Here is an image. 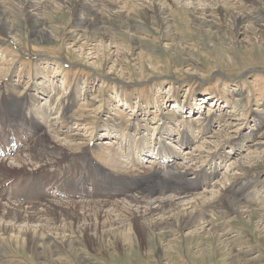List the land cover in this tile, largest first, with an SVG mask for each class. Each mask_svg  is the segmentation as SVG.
Instances as JSON below:
<instances>
[{"label": "rangeland", "instance_id": "rangeland-1", "mask_svg": "<svg viewBox=\"0 0 264 264\" xmlns=\"http://www.w3.org/2000/svg\"><path fill=\"white\" fill-rule=\"evenodd\" d=\"M30 1L40 2V7ZM30 1L25 14L19 12L21 0H0V15L13 27L5 33L0 26V100L6 101L0 111L18 102L16 108L24 107L26 117L34 119L28 107L43 122L46 113L49 118L37 138L47 135L76 156L53 164L72 167L79 177L86 153L113 173L141 176L130 194L170 182L176 177L170 169L196 174L218 168L219 176L210 185L193 192L190 184L184 185L187 196L210 199L220 191L244 205L245 196L264 194V0H167L166 5L160 0H124L118 9L103 7L99 0L101 5L94 8L102 15L98 19L94 13L85 16V0ZM126 6L129 15L120 16L118 11ZM28 93L23 100H29L27 107L19 100ZM184 130L194 143L183 153L168 150L182 159L163 174L150 161L140 162L142 166L129 161L141 136L155 138L154 146L163 132L177 147L176 134ZM14 155L5 159L13 162ZM13 169L12 178L21 174ZM243 208L256 210L263 223L255 225L258 214L254 222L249 212L238 215L223 199L209 200L207 222L184 229L180 224L186 215L170 213L174 228L155 231L153 242L144 239L120 250L107 242L104 252L83 247V259L66 251L55 254L58 262L47 264H264V198ZM208 221L217 222L222 235L218 242L209 235L213 224ZM193 231L199 232L195 239L174 240L197 234ZM1 233L0 227V236H5ZM4 243L8 252L0 264H40L30 249Z\"/></svg>", "mask_w": 264, "mask_h": 264}, {"label": "bare ground", "instance_id": "bare-ground-1", "mask_svg": "<svg viewBox=\"0 0 264 264\" xmlns=\"http://www.w3.org/2000/svg\"><path fill=\"white\" fill-rule=\"evenodd\" d=\"M29 1L30 0H21L22 7L19 12L27 14L26 7L28 6ZM85 1H82L83 7L86 11L85 16L94 13L97 19L100 18L98 16L102 15L94 9L101 5L100 1ZM122 1L124 0H103V5L101 6H109L110 8L116 7L118 9L120 7L119 4ZM126 1L128 2V0ZM160 2L166 5L167 0H160ZM29 3L32 7H40V2L34 4L30 1ZM128 6L125 7L126 10H124L125 8H122V10L120 9L121 11L119 10L118 14L120 16L129 15L126 12L130 9ZM30 16L34 19L32 14ZM10 25V20L6 18V16L0 15L1 30L5 33L9 31L10 33L13 32V27H10ZM16 107L17 105H13V107L8 109H1L0 122L4 118L12 120H16L17 118L27 120L31 118L27 114V117L25 116L26 112L24 111V107ZM33 120L36 122L35 119ZM14 129H18V125H16ZM56 142L57 141L53 140L50 141L47 135H42L40 138L36 137L34 141L27 146H24L21 154L16 153L13 162H9L3 158L0 161V182L5 183L12 178L13 174H11L10 171L14 167L18 168V170H16L17 172L25 173L24 178L26 180L43 177L46 181L56 179L54 183L64 181V177H67V174H71L70 169L74 170L72 167L59 165V167L63 169L62 173L64 175L59 174L57 169L53 172L52 169L50 170L48 167L53 163L61 161L64 163L76 156L72 155V148L64 142L63 143L70 149H66L65 145L61 143L57 144ZM85 157L92 162L88 155L83 153L81 158L85 164L82 169L92 165L91 162L88 163ZM13 171H15V169H13ZM247 171L249 170L244 168V172ZM82 172L83 171H81L79 177H75L91 179L92 181V179L99 180V175L107 174L105 169H96L95 174L86 171ZM170 172H176V177L172 178L170 182L166 184L161 183L152 189L150 188V190L143 189L136 194H128L126 200H120L112 204H107L108 199H101L97 200L98 202L96 203L88 204L77 201L75 203L67 202L68 200H49L37 203H24L19 200L13 201L12 199H9V195L0 193V220L4 221V223H0V227L2 233L5 234V236H0V242L5 244V241H9V243L15 245L19 249H30L35 256L34 258L36 261L40 262V264H47L48 262H58L54 259L55 254L66 251L83 259L82 253H80L79 249L83 247L90 248L89 246H91L94 250L104 252L105 243L107 242L117 247V250H120L122 246L128 245V243L131 246L133 242H138V244L141 245V240L144 239L148 242H153L156 238L155 231L160 230L161 232H164L166 228H174V224L168 219L170 213H174V215L178 217L186 215L183 224H180L184 229L191 228L196 222L197 224L204 220L207 222L208 218L206 219V216H209V213H207L205 205H208L209 200L223 199L225 206L230 210H234L240 216L245 212H249L250 222L251 220L254 222L255 218H257L255 217L256 214H258L256 210L252 209L253 211H251L244 209L243 207H246L248 203L254 204L255 202H262L264 198L263 193L245 196L244 205L240 200L232 199V197L227 194L224 195L220 191H215L213 197L210 199H207V195L201 198L195 197L194 199H191V197L187 196V191L184 190L183 187L188 184L195 186L194 181L197 175L189 172V169L185 168L182 170L179 167H177L176 170L170 169ZM191 174H194L193 177ZM240 181L241 185H243L242 187L246 188L247 185L242 184L244 183V178ZM24 189L29 192H36V190L33 191L30 188L24 187ZM210 192L212 193V191ZM124 214L128 216L127 219L123 218ZM164 214L168 215L165 220L163 219V216H165ZM37 221L38 223L33 224V222ZM255 221V225L263 223V219L260 218L259 214ZM19 223L26 224L21 227L18 225ZM29 223L32 224L30 225ZM216 223L209 222V225L213 224V226L209 228V235H213L216 242H218L222 239V235L218 233ZM113 225L115 229L110 230L109 227ZM198 233L192 235H180L174 238V240L179 242L183 239H195L197 238ZM11 234H14V236ZM60 234L67 235L59 238L58 236ZM238 239L243 238L239 236ZM232 241L233 244L241 243V241ZM245 241L247 242L246 239ZM221 242H223V240ZM7 252L5 245L2 246L0 244V258L7 255ZM253 260L257 261L258 259L257 257H254Z\"/></svg>", "mask_w": 264, "mask_h": 264}]
</instances>
